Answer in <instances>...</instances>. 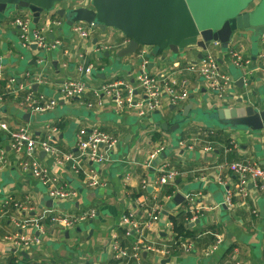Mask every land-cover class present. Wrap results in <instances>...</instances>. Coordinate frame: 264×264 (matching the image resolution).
Here are the masks:
<instances>
[{
    "label": "crops",
    "instance_id": "1",
    "mask_svg": "<svg viewBox=\"0 0 264 264\" xmlns=\"http://www.w3.org/2000/svg\"><path fill=\"white\" fill-rule=\"evenodd\" d=\"M69 4V1L63 2L56 10L43 14L39 23L33 17L32 29L48 20L63 22L48 31L50 43L58 41L59 44L47 51L24 47L19 30L9 25L11 17L0 25L4 70L0 80L3 95L0 118L11 130L28 127L37 139H45L48 128L55 127L56 145L74 154L77 153L76 136L81 129H99L117 143L109 151L110 162L100 166L86 164L97 170L102 182L97 187L89 186L86 176L76 173L70 162L58 163L55 157L37 151L38 159L66 188L77 193L73 199L53 200L44 184L22 170L21 162L26 155L16 153L8 132L0 131V149L7 154V163L0 166V264H113L112 233L117 232L127 245L136 241V235L129 239L123 237L119 230L121 217L130 212L145 220L147 207L138 205L144 200H151L149 210L154 205L160 210L159 219L149 222L145 228L143 243L152 246L142 251L145 264H234L232 257L236 253V258L247 264H264V189L251 184L247 195H240L237 176L223 168L242 160L263 165L264 130L223 127L217 122L214 126L211 123L215 122L207 119L215 108L226 105L264 108V63L259 58L262 38L255 40L253 33L241 32L234 37L228 52L221 44L213 49L221 68L234 80L228 96L220 99L199 73L188 70L207 50L190 46L179 53L165 50L154 55L153 46H142L136 53L120 57L130 39L115 28L106 31L95 28L90 37H81L58 13L61 8L69 9ZM86 4L84 1L80 6ZM231 50L240 53L247 63L236 66L230 57ZM142 52L144 58L140 56ZM80 67L84 70L80 71ZM143 71L175 81L179 88L187 89V100L175 105L168 102V95L164 93L162 107L141 117L136 109H117L112 96H101L102 106H89L94 99L91 93L84 100L65 98L60 93L66 80L83 77L95 87L123 81L133 87L135 99L139 100L142 93L138 76ZM8 78L16 79L19 86L31 84L32 91L55 99L57 106L43 113L22 109L8 92ZM127 94L124 89V95ZM185 114L188 119L179 129L162 127L164 123L174 125L184 120ZM208 129L214 133L204 131ZM159 148L161 152L151 160ZM164 151L166 158L161 157ZM158 157L162 159L155 165ZM162 165L180 173L170 185L175 190L172 195L166 194L167 185L155 184ZM144 190L145 195L134 196ZM228 190L234 193L233 208L224 204ZM178 193L184 200H175ZM90 208L96 209L95 217L72 228L53 225L48 216L49 211L77 215ZM171 216H183L191 232L189 236H180L176 245L169 226ZM18 236L35 238L36 243L17 250L13 241ZM217 236L224 240L221 247L211 256L204 255ZM184 243L192 244L191 249H185ZM167 246L170 254L164 252Z\"/></svg>",
    "mask_w": 264,
    "mask_h": 264
},
{
    "label": "built area",
    "instance_id": "2",
    "mask_svg": "<svg viewBox=\"0 0 264 264\" xmlns=\"http://www.w3.org/2000/svg\"><path fill=\"white\" fill-rule=\"evenodd\" d=\"M87 1L86 5L90 6V0ZM83 1V2H84ZM82 2V3H83ZM70 8L80 6L81 3L70 2ZM68 8V7H66ZM23 11L18 12L13 18H10L9 25L14 26L19 30V38L24 47H31L36 45L42 50H50L59 44L58 41L51 42L47 38V33L54 26H61L63 22L61 20H48L42 23L40 26L32 29L31 25L33 23V14L29 12L27 14ZM72 29L75 33L79 34L83 38H88L92 35L95 28L90 27L82 22H77L73 24ZM262 52L259 55L260 60L264 63V36L262 37ZM219 43L215 42L207 49L205 56L195 64L188 67L189 71L199 73L208 88L215 93L220 99H225L230 89L234 83L232 76L225 72L219 65V61L215 56L213 49L218 47ZM144 58L145 53L142 52L140 55ZM230 57L236 66H243L247 61L243 56L231 50ZM3 57L0 54V62H2ZM147 64V61L144 62ZM80 71L84 68L80 67ZM87 68L85 71H88ZM4 76L3 67L0 65V80ZM42 82L41 79L38 80ZM16 79L8 78L7 88L8 92L13 95L14 99L18 100V104L22 109L30 111L32 113H43L54 110L58 104L55 99L47 98L42 94H36L31 89V84L25 83L23 85H18ZM139 90L141 91V98L139 100L135 99V91L133 87L128 86L123 81H114L95 87L87 82V79L81 77L80 79H68L60 87V93L65 98H86L87 95L91 93L94 96L93 102L89 103V106H102L103 100L101 96L108 95L114 97L116 103V108L120 111H125L126 109H136L141 117L153 113L160 109L163 105V100L161 96L166 93L168 95V102L178 105L183 101L187 100L189 93L185 88H179L175 81H170L167 78L163 79L157 75L151 74L149 72L143 71L138 76ZM124 89L127 90V95H124ZM3 95L0 93V101H2ZM49 134L45 139H37L33 136L31 129L28 127H17L13 130L9 128L6 121L0 118V131L5 130L8 132L11 139L12 148L18 154H25L26 159L22 160L21 167L26 173H30L34 178L39 180L42 184L47 187L48 195L53 200H69L76 197L77 193L73 190L66 188L58 178L51 172L49 167H47L43 162H41L36 156L37 151L42 150L48 153L50 156L55 157L58 163H68L70 162L74 171L78 174L82 173L86 176L87 182L91 187H97L102 185L101 179L98 176L96 169H90L91 167L86 165L88 162L94 165H103L110 162V149L117 143L111 135L95 129L92 131H87L86 129H81L78 131L76 136V147L77 153L65 152L59 148L55 141L54 136L58 133L57 128L49 127ZM210 133H214V130H204ZM103 147L107 149L104 150ZM162 148H159L151 155V160H154L156 156L161 152ZM7 163V154L3 149H0V166H4ZM223 166V165H222ZM223 168L234 173L238 178V193L240 195H247L249 185L253 184L257 188L264 189V164L261 165L256 161L252 160H242L234 161L224 165ZM159 176L156 179V185L164 187L166 185H173L180 174L177 170L166 169V165H162L158 169ZM234 193L228 190L224 204L234 207L233 203ZM190 201L192 199L190 198ZM151 200H144L138 205L143 208L147 207L148 216L145 220H140V218L135 217L134 213L127 212L121 217L120 229H125L123 237L129 239L134 237L132 234L136 235L137 239L131 245H127L123 241L117 232L112 233L111 237V247L113 250V264H145L142 259V251L152 249V246L144 245V233L145 228L149 222H155L159 219L160 210L159 207L154 205L150 210ZM18 207H24V204H16ZM190 210V208H189ZM194 213V210H192ZM96 215V209L91 208L85 212L77 215H68L53 213L49 211V220L53 225L64 226L72 228L79 225L80 223L87 222L89 219L94 218ZM171 234L174 235V223L170 221ZM119 229V230H120ZM19 239H14L13 245L18 249L28 248L33 243H36V239L26 236H18ZM223 238L217 236L214 244H212L206 251L204 255L211 256L215 253L223 244ZM177 240L173 242V245L177 244ZM167 246L164 250L166 254H170L171 250ZM192 244L184 243V248L191 249ZM169 248V249H168ZM237 251V250H236ZM237 253L232 257L234 264H247L241 258H236Z\"/></svg>",
    "mask_w": 264,
    "mask_h": 264
},
{
    "label": "water",
    "instance_id": "3",
    "mask_svg": "<svg viewBox=\"0 0 264 264\" xmlns=\"http://www.w3.org/2000/svg\"><path fill=\"white\" fill-rule=\"evenodd\" d=\"M66 1L84 0H0V25L13 13L23 11L31 12L35 23H39L43 14L56 10ZM256 1L257 5L251 9ZM90 3V6L61 8L58 13L69 26L82 22L101 31L108 28L121 31L130 41L120 57L134 54L142 46H153V54L158 55L165 50L179 53L190 46L207 50L215 42L228 52L234 37L241 32L253 33L255 40L264 36V0H90ZM37 87L35 84L34 89ZM187 119L188 115L174 125L164 123L162 127L175 131ZM207 119L223 127L264 130V108L226 105L215 108ZM215 123L211 124L215 126ZM161 157L166 158L167 153L162 152ZM161 159L158 157L155 165ZM175 200L180 202L184 197L178 193Z\"/></svg>",
    "mask_w": 264,
    "mask_h": 264
},
{
    "label": "trees",
    "instance_id": "4",
    "mask_svg": "<svg viewBox=\"0 0 264 264\" xmlns=\"http://www.w3.org/2000/svg\"><path fill=\"white\" fill-rule=\"evenodd\" d=\"M173 186L167 185V195H172L174 193V188H172ZM146 194V190L142 191L141 194H134V196L136 197H140L142 195ZM171 221L174 223V237L175 240H177L180 236H189L191 235V232L188 231V227L187 224L185 222V219L183 216L181 217H177V216H171ZM187 230V231H186ZM120 231L122 232V234L125 232V229H120ZM131 235L134 236V234Z\"/></svg>",
    "mask_w": 264,
    "mask_h": 264
},
{
    "label": "rangeland",
    "instance_id": "5",
    "mask_svg": "<svg viewBox=\"0 0 264 264\" xmlns=\"http://www.w3.org/2000/svg\"><path fill=\"white\" fill-rule=\"evenodd\" d=\"M16 14H17L16 12L13 13V14L11 15V18H13ZM91 84H92V83H91ZM90 209H91V208H90ZM90 209H88V210H90Z\"/></svg>",
    "mask_w": 264,
    "mask_h": 264
}]
</instances>
